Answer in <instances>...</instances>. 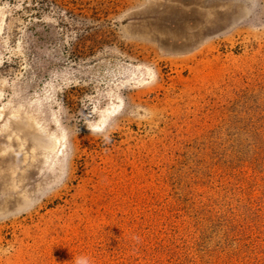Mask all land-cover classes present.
<instances>
[{"label": "rangeland", "instance_id": "obj_1", "mask_svg": "<svg viewBox=\"0 0 264 264\" xmlns=\"http://www.w3.org/2000/svg\"><path fill=\"white\" fill-rule=\"evenodd\" d=\"M264 264V0H0V264Z\"/></svg>", "mask_w": 264, "mask_h": 264}, {"label": "clouds", "instance_id": "obj_2", "mask_svg": "<svg viewBox=\"0 0 264 264\" xmlns=\"http://www.w3.org/2000/svg\"><path fill=\"white\" fill-rule=\"evenodd\" d=\"M76 264H90V261L87 257H79L76 260Z\"/></svg>", "mask_w": 264, "mask_h": 264}]
</instances>
